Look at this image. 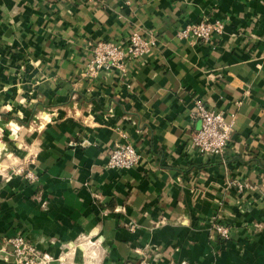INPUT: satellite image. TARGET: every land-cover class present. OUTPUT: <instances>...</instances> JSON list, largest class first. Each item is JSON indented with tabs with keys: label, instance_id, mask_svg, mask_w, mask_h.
<instances>
[{
	"label": "crops",
	"instance_id": "0c3cea01",
	"mask_svg": "<svg viewBox=\"0 0 264 264\" xmlns=\"http://www.w3.org/2000/svg\"><path fill=\"white\" fill-rule=\"evenodd\" d=\"M130 30L154 44L83 74ZM197 100L231 123L221 154L191 145ZM115 143L138 161L108 166ZM17 232L50 264H264V0H0V264Z\"/></svg>",
	"mask_w": 264,
	"mask_h": 264
},
{
	"label": "built area",
	"instance_id": "2783aa9c",
	"mask_svg": "<svg viewBox=\"0 0 264 264\" xmlns=\"http://www.w3.org/2000/svg\"><path fill=\"white\" fill-rule=\"evenodd\" d=\"M225 22L221 18L206 19L189 22L180 28V37H191L207 42L214 35L224 30ZM151 32L130 30L118 39L96 40L91 44V56L85 64L83 74L94 76L99 70L118 69L126 71L128 63L139 59L154 44ZM195 114L200 119V126L192 133L191 145L201 154H221L231 137L232 126L226 121L223 112L208 107L197 100ZM139 158L137 149L131 143H115L110 151L107 165L110 167H129ZM28 177L34 175L27 172ZM214 230L222 239L229 238V227L225 223H213ZM15 258V264H50L53 257L47 252L40 251L36 244L27 240L25 235L17 232L5 239ZM96 264V263H95ZM123 264H151L148 260L139 262H124Z\"/></svg>",
	"mask_w": 264,
	"mask_h": 264
},
{
	"label": "rangeland",
	"instance_id": "374dc122",
	"mask_svg": "<svg viewBox=\"0 0 264 264\" xmlns=\"http://www.w3.org/2000/svg\"><path fill=\"white\" fill-rule=\"evenodd\" d=\"M87 239H90V238H85V239H81V241L80 242H84V241H86ZM85 261H86V257H85Z\"/></svg>",
	"mask_w": 264,
	"mask_h": 264
}]
</instances>
